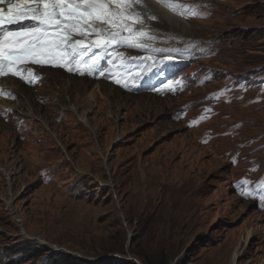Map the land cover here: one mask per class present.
Returning a JSON list of instances; mask_svg holds the SVG:
<instances>
[{"label": "rangeland", "instance_id": "374dc122", "mask_svg": "<svg viewBox=\"0 0 264 264\" xmlns=\"http://www.w3.org/2000/svg\"><path fill=\"white\" fill-rule=\"evenodd\" d=\"M193 1L208 12L186 30L157 16L173 34L221 37L192 66L216 72L205 90L148 99L52 68L40 91L0 81L18 89L26 123L18 135L0 119V264H33L30 253L20 263L24 236L68 256L55 264H264V213L237 191L264 172V0ZM243 74L254 87L208 123L173 120L180 103L193 115L208 90ZM204 131L215 133L206 143Z\"/></svg>", "mask_w": 264, "mask_h": 264}, {"label": "snow or ice", "instance_id": "6c2138e0", "mask_svg": "<svg viewBox=\"0 0 264 264\" xmlns=\"http://www.w3.org/2000/svg\"><path fill=\"white\" fill-rule=\"evenodd\" d=\"M162 2L175 7L171 0ZM142 3L143 0H0V76L11 74L23 79L21 66L29 63L65 67L84 74L94 72L103 59L97 53L83 61L93 49L119 60L125 54L112 51L115 47L148 48L143 41L154 37L144 30V16L150 9L146 3L143 12L134 7ZM10 25L15 27L9 28ZM28 74L33 75L30 69Z\"/></svg>", "mask_w": 264, "mask_h": 264}, {"label": "bare ground", "instance_id": "6f19581e", "mask_svg": "<svg viewBox=\"0 0 264 264\" xmlns=\"http://www.w3.org/2000/svg\"><path fill=\"white\" fill-rule=\"evenodd\" d=\"M146 4H147V6H148V9H150V11L151 12H154V13H156L158 16H160L161 17V20L162 21H164L163 23L165 24V25H173L172 23H175V24H177L181 29H183V30H186L188 27H189V23L187 22V21H184V20H182V19H179V18H177V17H175V16H173V15H171V14H169L168 12H166L164 9H162V7L161 6H159L158 4H156V3H154L153 1H151V0H147L146 1ZM176 25V26H177ZM175 26V27H176ZM178 28V27H177ZM174 37H178L176 34H173L171 31H169ZM55 72V71H54ZM67 80V79H66ZM57 81V80H56ZM60 81H62V82H64V79L62 78ZM63 85H64V83H63ZM5 86H7V85H5ZM7 88H11L10 87V85L7 87ZM15 90V89H14ZM146 96H149V98L148 99H154L153 97H152V95L151 94H149V95H147V94H145ZM151 96V97H150ZM144 99H147V97H145ZM69 108V107H68ZM75 108V107H74ZM23 109H21L20 111H22ZM72 110V109H71ZM28 112H29V114L31 115V113H32V110H31V108H28ZM81 122L83 123V121L81 120ZM51 134H52V131H51ZM54 135V134H53ZM0 171L1 172H3V174L5 175V178H7V174H6V172L0 167ZM2 174V175H3ZM28 237V236H27Z\"/></svg>", "mask_w": 264, "mask_h": 264}, {"label": "trees", "instance_id": "16d2710c", "mask_svg": "<svg viewBox=\"0 0 264 264\" xmlns=\"http://www.w3.org/2000/svg\"><path fill=\"white\" fill-rule=\"evenodd\" d=\"M21 246H22L20 249V251L22 252V256H21L22 260L21 261H23L24 257L29 255V253L31 255L35 256V255H39V254H46L49 252V250L47 248H45L41 245H37L33 242H28V241L22 242ZM26 252H27V254H25ZM50 253H51V255L49 256L46 264H55L57 259H64V258L67 259V257H68L65 254L58 253V255H57V254L52 253V252H50ZM123 264H127V263H123Z\"/></svg>", "mask_w": 264, "mask_h": 264}]
</instances>
